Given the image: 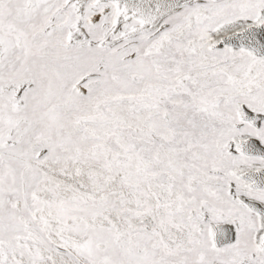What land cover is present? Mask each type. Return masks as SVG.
Segmentation results:
<instances>
[{"label": "snow or ice", "instance_id": "6c2138e0", "mask_svg": "<svg viewBox=\"0 0 264 264\" xmlns=\"http://www.w3.org/2000/svg\"><path fill=\"white\" fill-rule=\"evenodd\" d=\"M0 264H264V0H0Z\"/></svg>", "mask_w": 264, "mask_h": 264}]
</instances>
